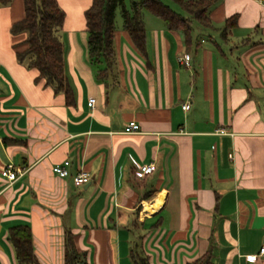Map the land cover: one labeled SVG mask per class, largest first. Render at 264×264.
Returning <instances> with one entry per match:
<instances>
[{
	"label": "crops",
	"instance_id": "1",
	"mask_svg": "<svg viewBox=\"0 0 264 264\" xmlns=\"http://www.w3.org/2000/svg\"><path fill=\"white\" fill-rule=\"evenodd\" d=\"M58 2L73 105L17 60L23 0L0 4V264H19L8 238L19 224L41 264H64L67 231L88 264H135L138 253L187 264L209 250L212 264H264L247 260L264 243V0H218L213 27L193 24L189 44L144 14L146 54L119 27L116 75L104 79L88 57L92 0ZM131 121L139 130L126 133ZM64 160L71 175L60 178L52 167ZM135 163L156 169L140 176ZM10 164L24 170L13 181L1 176ZM79 170L92 177L83 186Z\"/></svg>",
	"mask_w": 264,
	"mask_h": 264
},
{
	"label": "trees",
	"instance_id": "2",
	"mask_svg": "<svg viewBox=\"0 0 264 264\" xmlns=\"http://www.w3.org/2000/svg\"><path fill=\"white\" fill-rule=\"evenodd\" d=\"M12 0H0L7 5ZM186 13L184 16L161 0H132L127 8L125 0H92L85 10L87 49L90 62L97 64L99 77L104 79L116 66L114 35L116 31V10L120 8L123 28L129 34L136 48L146 54V27L144 10L162 20L169 30L181 32L189 44L193 37V24L203 28L213 27L209 10L218 0H172ZM24 17L11 27L13 34L25 33L23 50L17 51V60L28 69L39 72L38 79H44L57 93H63L66 103H75V94L66 73L64 44L59 30L64 25L66 13L58 0H23ZM238 14L227 18L222 33L237 25ZM104 68H101L102 66ZM8 238L13 245L19 264H41L33 247V236L28 224H19L9 229ZM135 264H150L146 256L133 255ZM212 252L207 251L187 264H212ZM64 264H88L87 255L80 251L74 241V234L65 235Z\"/></svg>",
	"mask_w": 264,
	"mask_h": 264
},
{
	"label": "built area",
	"instance_id": "3",
	"mask_svg": "<svg viewBox=\"0 0 264 264\" xmlns=\"http://www.w3.org/2000/svg\"><path fill=\"white\" fill-rule=\"evenodd\" d=\"M190 55L185 54L181 61L185 62L187 65L189 64ZM95 104V99L91 98L89 100V105L93 107ZM190 103L186 102L182 105V108L184 110L190 109ZM139 130V124L135 121H131L128 123V125L125 128L126 133H133ZM136 167L138 168L137 174L140 176H145L148 174H151L156 169V165L154 163L151 164H138L135 163ZM71 162L69 160H64L60 163H57L53 165L52 171L55 175H57L60 178H66L70 176V168ZM24 172L21 168H15L13 164L7 165L4 168L1 169V176L3 178L8 179L9 181H13L18 178L20 174ZM92 180L91 174L85 170H79L74 176H73V183L76 186H83L87 183H89ZM259 257H264V243L262 247L260 248L259 252L257 254H252L247 256V260L249 261H256Z\"/></svg>",
	"mask_w": 264,
	"mask_h": 264
},
{
	"label": "rangeland",
	"instance_id": "4",
	"mask_svg": "<svg viewBox=\"0 0 264 264\" xmlns=\"http://www.w3.org/2000/svg\"><path fill=\"white\" fill-rule=\"evenodd\" d=\"M137 1H140V0H137ZM165 5H168L171 9H173L174 11H176V12H178V13H180V14H182V15H184V16H187V13L178 5V4H176L175 2H173L172 0H161ZM131 2H132V0H125V4H126V6H127V8H130V6H131ZM144 13H145V15H150V16H152V17H154V18H156L155 16H153L150 12H148V11H145L144 10ZM123 27V19H122V15H121V10H120V8H117V10H116V28L118 29L119 27ZM198 26H200L197 22H195L194 23V29L196 28V27H198ZM202 29H204L205 30V28H202ZM211 31H213V30H211ZM217 32H219V31H217ZM217 32L216 31H213V33H216L217 34ZM59 33H60V35H64L65 34V30L63 29V28H61V30H59ZM92 64V63H91ZM92 66L94 67V68H99L98 66H97V64H95V63H93L92 64ZM116 66H117V63H116ZM115 66V67H116ZM101 68H104L103 67V65L102 66H100ZM109 73V72H108ZM112 73V72H111ZM111 73H109L108 75H109V77L111 76V77H113V75L115 76L116 74H111ZM110 77V78H111Z\"/></svg>",
	"mask_w": 264,
	"mask_h": 264
},
{
	"label": "bare ground",
	"instance_id": "5",
	"mask_svg": "<svg viewBox=\"0 0 264 264\" xmlns=\"http://www.w3.org/2000/svg\"><path fill=\"white\" fill-rule=\"evenodd\" d=\"M147 208L150 209V210L152 209V208H151L150 206H148V205H147Z\"/></svg>",
	"mask_w": 264,
	"mask_h": 264
}]
</instances>
